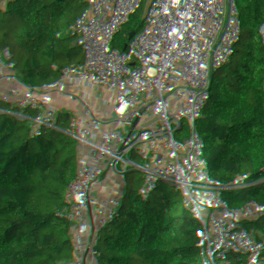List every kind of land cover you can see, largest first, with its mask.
<instances>
[{
	"label": "built area",
	"instance_id": "2783aa9c",
	"mask_svg": "<svg viewBox=\"0 0 264 264\" xmlns=\"http://www.w3.org/2000/svg\"><path fill=\"white\" fill-rule=\"evenodd\" d=\"M10 1L17 13L1 16L0 28L33 27L35 54L68 16L84 22L90 46L71 64L43 67L38 103L22 90L27 75L17 89L0 78V87L16 91L3 104L45 134L25 162L43 191L0 217V260L20 259L12 223L44 215L72 223L73 248L45 234L29 245L26 264H136L143 253L158 264L169 208L190 192L202 163L177 98L183 84L199 108L196 124L236 120L239 146L219 162L231 198L224 218L240 215L241 171L264 157V0ZM107 129L103 159L85 180L74 179ZM243 264H264V239Z\"/></svg>",
	"mask_w": 264,
	"mask_h": 264
},
{
	"label": "trees",
	"instance_id": "16d2710c",
	"mask_svg": "<svg viewBox=\"0 0 264 264\" xmlns=\"http://www.w3.org/2000/svg\"><path fill=\"white\" fill-rule=\"evenodd\" d=\"M66 1L48 0L54 7ZM83 27L84 22L79 18L65 17L60 35L48 36L44 49L37 54L34 51L37 33L33 27L14 32L0 28V69H9L20 79L27 75L22 90L33 101L40 102L43 67L71 64L89 48L90 40L83 33ZM180 92L205 160L206 179L198 180V173L190 192L180 199L181 207L172 203L169 231L162 248L155 252V260L158 264H243L249 247L264 239V157L242 169L241 213L237 218L226 220L224 211L231 198L219 160L239 146L236 120L224 116L211 124H196L199 108L192 90L183 84ZM15 93L13 88L0 87V217L17 211L25 197L43 191L41 180L25 162L45 139V134L31 126L27 114L13 105L3 104L13 99ZM105 140L104 134L80 159L73 170L74 179L83 181L90 169L103 159ZM28 250V244L19 243L20 259H1L0 264H26ZM136 264H149V256L143 253Z\"/></svg>",
	"mask_w": 264,
	"mask_h": 264
},
{
	"label": "crops",
	"instance_id": "0c3cea01",
	"mask_svg": "<svg viewBox=\"0 0 264 264\" xmlns=\"http://www.w3.org/2000/svg\"><path fill=\"white\" fill-rule=\"evenodd\" d=\"M16 13L17 7L14 1L5 0L0 2V17L13 16ZM11 226L13 237L19 243H26L28 246L33 243H42L46 234L58 247L73 248L75 231L72 223L66 220H54L44 215H33L28 222L23 224L12 223ZM71 257L72 254L68 253L62 259H70Z\"/></svg>",
	"mask_w": 264,
	"mask_h": 264
},
{
	"label": "water",
	"instance_id": "95a60500",
	"mask_svg": "<svg viewBox=\"0 0 264 264\" xmlns=\"http://www.w3.org/2000/svg\"><path fill=\"white\" fill-rule=\"evenodd\" d=\"M0 78L1 79H5V80H9L12 84H13V88L14 89H17L20 85V78L19 77H15L13 76L9 69L7 68H2L0 69ZM177 98H178V101L182 107V110H183V113H184V117H185V122H186V126H187V130L189 131L190 127H191V120H190V117H189V113H188V110H187V106L181 96V94H178L177 95ZM92 166V164L90 165V167ZM86 176L84 177L83 180H85ZM172 213V206L169 208V216L170 214Z\"/></svg>",
	"mask_w": 264,
	"mask_h": 264
},
{
	"label": "rangeland",
	"instance_id": "374dc122",
	"mask_svg": "<svg viewBox=\"0 0 264 264\" xmlns=\"http://www.w3.org/2000/svg\"><path fill=\"white\" fill-rule=\"evenodd\" d=\"M108 131H109V129H107V130L105 131L104 134H105V135L108 134ZM104 134H103V135H104ZM205 168H206V166H205V160L202 158V163H201V167H200V172H199V174H198V176H197V179L200 180V181H203L204 179H206V176H205ZM181 205H182L181 200H178V201L176 202V207H177V208H180ZM99 254H102V251L99 252ZM4 261H5V260H4Z\"/></svg>",
	"mask_w": 264,
	"mask_h": 264
}]
</instances>
